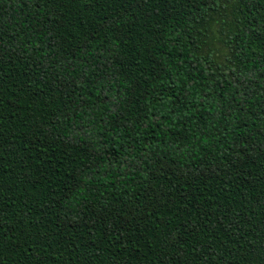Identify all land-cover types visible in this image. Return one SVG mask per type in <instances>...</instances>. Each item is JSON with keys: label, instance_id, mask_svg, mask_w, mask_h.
<instances>
[{"label": "trees", "instance_id": "16d2710c", "mask_svg": "<svg viewBox=\"0 0 264 264\" xmlns=\"http://www.w3.org/2000/svg\"><path fill=\"white\" fill-rule=\"evenodd\" d=\"M0 264H264V0H0Z\"/></svg>", "mask_w": 264, "mask_h": 264}]
</instances>
